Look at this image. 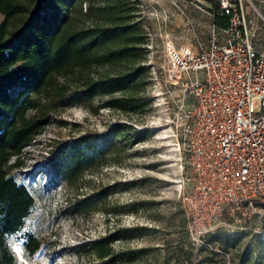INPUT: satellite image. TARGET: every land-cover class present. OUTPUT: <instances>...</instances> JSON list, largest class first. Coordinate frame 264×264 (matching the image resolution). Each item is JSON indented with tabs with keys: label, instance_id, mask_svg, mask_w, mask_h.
<instances>
[{
	"label": "rangeland",
	"instance_id": "374dc122",
	"mask_svg": "<svg viewBox=\"0 0 264 264\" xmlns=\"http://www.w3.org/2000/svg\"><path fill=\"white\" fill-rule=\"evenodd\" d=\"M137 1L138 20L144 24L149 39L146 65L150 77L145 110L127 116L119 110L101 107L107 101L103 97L94 102V110L84 106L67 108L24 150L20 166L12 175L35 197V206L23 231L38 236L42 246L31 257H26L22 248L24 260L16 255L18 264H100L93 253L80 245L114 230L118 233L112 247L115 252H133L131 264H206L205 258L211 255L210 250L193 244L181 204L186 165L176 139L173 102L179 89L170 88L162 67L167 42L197 47L198 42L210 41L214 25L211 13L216 7L204 3L199 9L189 0ZM3 20L4 15L0 14V23ZM247 21L264 38V0L248 3ZM117 123L133 125L132 138L122 134L106 160H98L76 184L56 181L46 169L54 141L85 132L100 135ZM135 131L144 132V138L140 141L133 138ZM167 134L179 148L177 161L164 139ZM101 187H110L111 194L99 208L85 214L70 208L75 198ZM213 239L220 250L216 254L217 264H228V253L230 262L234 259L232 264L242 261L264 264L261 234L232 235L222 229ZM11 243L13 249L17 243L22 247L16 239Z\"/></svg>",
	"mask_w": 264,
	"mask_h": 264
},
{
	"label": "trees",
	"instance_id": "16d2710c",
	"mask_svg": "<svg viewBox=\"0 0 264 264\" xmlns=\"http://www.w3.org/2000/svg\"><path fill=\"white\" fill-rule=\"evenodd\" d=\"M139 4L137 0H0L4 15L0 23V264H18L12 239L21 243L26 257L41 249L42 240L23 231L35 197L12 171L55 116L74 106L94 110V102L102 97L107 101L101 107L127 116L144 112L149 39L138 20ZM218 10L214 24L225 28L229 18ZM132 130L129 123H117L100 135L85 132L54 141L46 169L56 181L76 184L98 160H106L122 134L130 136ZM144 136L135 131L133 138L140 141ZM110 194V187L98 188L75 198L70 208L85 214L99 208ZM117 233L110 231L80 246L100 264H131L133 252H115L112 247ZM216 254L211 251L204 262L217 264Z\"/></svg>",
	"mask_w": 264,
	"mask_h": 264
},
{
	"label": "built area",
	"instance_id": "2783aa9c",
	"mask_svg": "<svg viewBox=\"0 0 264 264\" xmlns=\"http://www.w3.org/2000/svg\"><path fill=\"white\" fill-rule=\"evenodd\" d=\"M189 1L199 9L213 3L229 18L225 28L213 25L207 44L167 42L162 67L170 88L179 89L174 123L189 234L219 253L209 240L219 230L264 238V38L248 24L251 0Z\"/></svg>",
	"mask_w": 264,
	"mask_h": 264
},
{
	"label": "bare ground",
	"instance_id": "6f19581e",
	"mask_svg": "<svg viewBox=\"0 0 264 264\" xmlns=\"http://www.w3.org/2000/svg\"><path fill=\"white\" fill-rule=\"evenodd\" d=\"M171 134V133H170ZM165 136V137H164ZM163 137H164V139H167L168 141H167V144L172 148V150L174 151H172L173 152V159L174 160H179V148H178V146H177V144L176 143H174L173 142V140H171V135H169V134H167V135H164ZM166 142V141H165ZM170 150V149H169ZM171 152V151H170ZM15 251H16V253L18 254V256L20 257V260L21 261H23L24 260V255H23V251H22V248H21V246H20V244H16L15 245Z\"/></svg>",
	"mask_w": 264,
	"mask_h": 264
},
{
	"label": "water",
	"instance_id": "95a60500",
	"mask_svg": "<svg viewBox=\"0 0 264 264\" xmlns=\"http://www.w3.org/2000/svg\"><path fill=\"white\" fill-rule=\"evenodd\" d=\"M22 248V247H21ZM14 250V253L18 256V254L16 253V251H15V248L13 249ZM23 251V250H22ZM19 257V256H18ZM19 259H20V257H19Z\"/></svg>",
	"mask_w": 264,
	"mask_h": 264
}]
</instances>
